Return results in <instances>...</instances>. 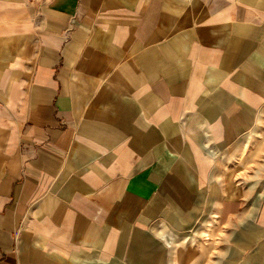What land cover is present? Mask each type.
<instances>
[{
  "label": "crops",
  "instance_id": "1",
  "mask_svg": "<svg viewBox=\"0 0 264 264\" xmlns=\"http://www.w3.org/2000/svg\"><path fill=\"white\" fill-rule=\"evenodd\" d=\"M191 205L264 264V0H0V264H200Z\"/></svg>",
  "mask_w": 264,
  "mask_h": 264
},
{
  "label": "rangeland",
  "instance_id": "2",
  "mask_svg": "<svg viewBox=\"0 0 264 264\" xmlns=\"http://www.w3.org/2000/svg\"><path fill=\"white\" fill-rule=\"evenodd\" d=\"M179 214V221L174 223L173 232L178 233V235L186 232L185 235L189 236L194 235L197 229L199 234H197V238L194 241L179 242L177 245L182 249L189 247L191 253L194 252L196 254L197 252L200 264H208V258L212 255V250L215 247L218 250L219 247L222 248L225 245V239L220 235L217 225L214 224V220L210 216L212 213L208 208H202L201 205H195L194 207L191 205L189 211ZM177 238H180V236H177ZM174 249L176 252V246Z\"/></svg>",
  "mask_w": 264,
  "mask_h": 264
},
{
  "label": "built area",
  "instance_id": "3",
  "mask_svg": "<svg viewBox=\"0 0 264 264\" xmlns=\"http://www.w3.org/2000/svg\"><path fill=\"white\" fill-rule=\"evenodd\" d=\"M38 1L47 2V1H49V0H38Z\"/></svg>",
  "mask_w": 264,
  "mask_h": 264
}]
</instances>
